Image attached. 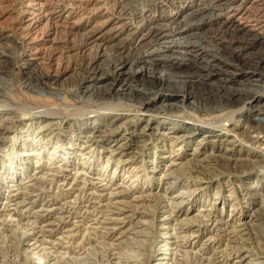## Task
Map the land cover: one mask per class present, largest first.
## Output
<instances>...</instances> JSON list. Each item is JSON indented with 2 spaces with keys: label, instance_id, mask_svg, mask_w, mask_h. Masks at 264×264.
Segmentation results:
<instances>
[{
  "label": "bare ground",
  "instance_id": "bare-ground-1",
  "mask_svg": "<svg viewBox=\"0 0 264 264\" xmlns=\"http://www.w3.org/2000/svg\"><path fill=\"white\" fill-rule=\"evenodd\" d=\"M209 1L213 4H207ZM260 1L192 0L173 14H159L158 19L136 35L134 46L133 43L129 47L117 43L120 33L115 34L110 41L114 42L111 47H116V58L111 56L106 70L90 72L83 91L99 99L117 94L134 100L137 104L134 117L136 121H144L145 126L140 130L135 126L127 132L130 136H118L116 130L119 128L114 127V123L127 114L113 111L111 104L109 114L117 119L103 129H99L98 120H93L92 125L82 130L83 134L90 135L82 140L81 147L74 141L66 148L55 144L47 151L49 148L43 147L49 144L40 142L42 136L39 135L43 130L39 129L37 139L27 138L18 147L16 157L1 153L0 230L11 232L17 226L25 230L21 236L22 245L24 254L30 257H36L50 246L49 237L53 232L64 230L62 237L73 238L79 224L86 219L85 229L107 237L109 244L115 247L132 249L152 239L154 246L148 264H200L220 257L226 258L225 264H264V159L259 155L262 151L248 146L254 140L258 141L259 134L264 137V76L255 72L256 68L247 72H238L235 68L228 71L232 66L218 57L229 54L235 59L234 55L243 56L245 50L263 47L264 41L254 36L258 35L256 30L243 25L244 13ZM48 3L46 0H24L21 6L24 26L33 28L39 18L54 14ZM209 15L216 16L215 20L207 19ZM263 27L264 14L257 30ZM9 37L0 35V42L9 41ZM102 37V31L89 36L91 42L97 44L102 42ZM106 43H101V56L108 58ZM43 51V47L33 45L31 53L35 56H29L28 63L33 65L42 59ZM193 56H208L212 63L211 70L203 76L204 82L227 76L230 82L246 81L253 92L248 93V99L238 108L227 112L224 108L221 110L224 112L211 117L193 114L190 110L201 105L183 106L189 99L188 94L172 89L178 81L171 74L173 69L188 68V59ZM262 63L264 60L258 59L256 65ZM213 67L222 69L213 73ZM49 80L44 78L35 83L50 84ZM26 84L30 86V83ZM230 100L225 99V106ZM4 109H0V114L9 115L8 109ZM46 111L47 114L51 112ZM39 113H42L40 120L32 124L38 126L40 123L38 128L51 125L53 118L43 115L42 111ZM9 122L0 120V136L7 131L5 124ZM238 137H245L247 145ZM47 141L44 142L47 144ZM105 151L108 156L100 169L102 162L97 155ZM139 153H144L146 159H137ZM122 154L132 155L122 159L119 157ZM31 166L33 168L29 170ZM112 166L114 169L109 175ZM191 172H198L200 176H193ZM235 176L239 185L231 184L230 188H225L229 186L226 181ZM224 178L228 180L222 181ZM117 179L119 181L115 182ZM54 184L64 188L67 196L63 203L50 194ZM221 191H224L223 195L219 194ZM79 193L83 194L80 205ZM153 201L156 208L142 209ZM63 205L69 207L67 211L63 208L65 214L61 209ZM57 239L59 241L61 237ZM127 250L123 252L126 264H142ZM61 252L56 251L57 254Z\"/></svg>",
  "mask_w": 264,
  "mask_h": 264
},
{
  "label": "rangeland",
  "instance_id": "rangeland-1",
  "mask_svg": "<svg viewBox=\"0 0 264 264\" xmlns=\"http://www.w3.org/2000/svg\"><path fill=\"white\" fill-rule=\"evenodd\" d=\"M23 1L24 0H0V35L3 38L4 36L10 35L9 41L0 42V109L7 108V113H9V115L5 114V112L1 113L0 120L10 121L8 124H5V126H7V131L5 130L6 132H3L4 135L2 134L0 136V154L4 153L8 157H16L19 151L18 147L22 146L27 138L37 139L36 136L39 135V129L43 130L42 134L39 135L42 136L43 140H40V142L43 145L49 144L45 148L43 147V149L49 148L47 151H50L55 144L59 147L63 146V148H66L69 145L71 146L74 141L75 143L78 142V147H81L83 144L82 140L84 141L85 137L90 135L87 133L83 134L82 130L89 127V125H92L93 120H98L99 129H103L107 127L112 120L117 119V117L109 114L111 111H108L113 106V111L121 113L125 112L124 114H127L121 116L120 119L114 123V127L119 128L116 130L118 131V136L122 134H124L125 137L130 136L127 132L132 131L135 126L137 130H140L145 126L144 121H136L134 117V112L137 110V104L134 100L132 101L131 99L119 97L117 94H111L110 97L107 96V98L99 99L95 96L91 97L89 94L84 93L83 87L85 85L86 76L92 71L106 70L109 60L116 58V47H111L114 42L110 41L115 34L120 33L117 43L120 42L124 47H129L133 43L134 46L133 40L136 35L152 24L154 19H158L159 17L157 16H159V14H173L178 8L180 9L185 5L188 6V3H192V0H46L49 2L48 6L51 9H54L55 13L47 17L39 18L38 23L35 25V27H37L29 29L24 26L22 21L21 6ZM207 4H213V2L209 1ZM56 9L58 10L56 11ZM263 14L264 0L247 9L244 13L243 25H245L247 29L253 31L256 30L258 35L254 36L264 41V27L261 30H257ZM209 18L215 20L216 16L209 15L207 16V19ZM98 31H102L103 33L101 43H109H106L109 47L105 46L108 58L106 56H101L103 53L101 43H93L89 38L90 34ZM212 31L213 29L206 32V34H209ZM245 35H240L239 37L244 36L243 38H248ZM49 38L52 39L49 40ZM33 45L43 47L45 55L42 59L37 60L36 63L32 65L28 63L27 59L29 56H35L31 53ZM209 47L210 49L213 48L212 46ZM256 48L257 47L251 48L252 50H245L244 55L246 56L243 55L244 57L234 55L235 59H232L233 55L229 56V54H221L218 57L220 60H223L228 63V65L232 66L228 71H233L235 68L238 72H247V70L251 71L256 68L254 69L257 70L255 72L260 74V76H264V64L256 65L258 59L264 60V45L263 47H258V49ZM247 53H249V56ZM252 55L253 57H251ZM111 56L112 59H110ZM188 60L190 61L188 68L172 70L171 74L178 81L177 84H173L174 87L172 89L175 92L181 93L184 91L188 94L189 99H186L183 106H193V103H195V105H201L200 107H195L194 110H190L197 116H215L224 112H221L224 108H226L224 109L225 112L229 111V109L238 108L242 102H245L248 99V95L253 92L246 81L243 80L244 83H241V80L239 82H230V79L226 78L227 76H218L213 78L215 81L209 79L207 82H204L205 78H203V76L211 70L210 68L212 64L208 56H205L204 58H201V56H193ZM218 68L222 69L220 67H213V73L218 72ZM204 69L207 70L205 71ZM200 70L205 73L202 71L200 72ZM44 78H50L48 81L50 84L41 85L39 82L35 83L36 80H43ZM179 78L181 80H178ZM187 79L188 81H186ZM226 79L228 80L227 82ZM26 82L30 83V86H28ZM183 82H187V84ZM249 88L250 91L248 90ZM41 96H43V99ZM236 97H243L244 100L239 99L240 102H238L239 100H237L238 98ZM226 98L231 99L227 103L228 106H225V103L227 102L225 101ZM121 99L122 101L120 102ZM233 101H235L236 104ZM111 104H113L112 107ZM35 105L37 106L35 107ZM47 106L53 113L47 110ZM106 107L109 109H106ZM40 108L42 109L40 110ZM38 109L43 112V115L46 114V116L53 118L51 125L47 124L46 128H38L40 123L37 124L38 126L32 124L33 122H38L41 118L40 116L42 113H39L40 111H38ZM43 109L45 111L47 110L46 112L49 111L50 114L48 113V115L45 113ZM21 110H25L27 113H23ZM33 110L34 113H37H32ZM22 113L24 115H22ZM177 113L178 112L175 114ZM25 116L29 119H26ZM170 116L172 117L174 115L171 114ZM183 118L186 119L185 114L183 115ZM152 125L153 124L150 126ZM47 131L50 133L48 134ZM50 134H52V136ZM258 137V141L254 140L248 144V146L257 151H262L259 155L264 159V137L261 134H259ZM238 139L247 145V139H245V137H238ZM44 141H47V144ZM99 144L104 145L101 141ZM87 151L88 150H86V152ZM131 155L132 154H122L119 157L127 159ZM97 156L100 157L102 162L100 169H103V164L108 156V152L105 151L103 154ZM136 157L137 159H146L144 153H139ZM250 158L255 159L256 157ZM262 164L264 166V160H262ZM113 166L110 169L109 175L113 172ZM31 168H33V166L29 167V170ZM191 175L199 177L200 173L191 172ZM225 180L228 179L224 178L222 181ZM262 180L264 182V177ZM7 181L9 182V180ZM118 181L119 180L117 179L115 182ZM226 182L229 186L225 188H230L231 184H233L234 187L239 185L236 176L231 177V179ZM212 188L211 191L213 192ZM211 191L209 192L210 194H212ZM1 194L3 193L1 192ZM50 194H52V197L56 198L60 203H63L64 198L67 196L64 192V188H60L55 184L52 186ZM81 194L82 193H79L78 195L79 205L80 202L83 201L81 197L83 194ZM219 194L223 195L224 191H221ZM47 195L46 199H49V196ZM0 197L1 199L3 198L2 196ZM210 200L211 196H209V201ZM39 203L42 202L39 201ZM64 207L66 210L63 209ZM67 207L68 206L64 205L61 206L63 214H65V211L69 210V207ZM154 208H156V202L154 201L151 203L148 202L142 207V209L149 210H153ZM85 220L86 219L79 224L80 228L77 227V233L73 238L69 237L66 239V237H62L65 236L63 234L64 230H58L51 233L49 237V241L51 240L50 246L46 247V250H44L45 252L38 253L36 257H30L24 254L21 236L26 232L25 230L20 229L18 226L11 232L0 230V264H45L44 262H47V264H50V262L51 264H126L123 252L128 248L110 245L107 237H101L96 232L85 229ZM71 221L74 222L73 218ZM79 233H82L83 236ZM91 235L95 236L92 237ZM59 236L61 239L58 241L57 237ZM52 239H55L54 243ZM68 243L69 245H67ZM153 246L152 239L149 238L146 244H138L136 247L128 249L127 252L134 254L140 262L142 261V264H148ZM61 247L64 249L61 250ZM56 251L62 252L61 254H57ZM55 253L61 257L56 256ZM66 253H70V255L68 256ZM62 255L65 256L62 257ZM225 259L224 257L213 260L210 258V260H207L208 263L205 261L206 263L203 262L200 264H225ZM21 261L23 263H21Z\"/></svg>",
  "mask_w": 264,
  "mask_h": 264
}]
</instances>
